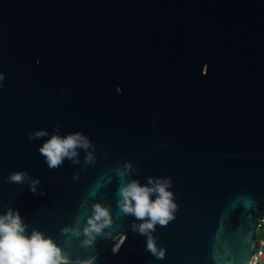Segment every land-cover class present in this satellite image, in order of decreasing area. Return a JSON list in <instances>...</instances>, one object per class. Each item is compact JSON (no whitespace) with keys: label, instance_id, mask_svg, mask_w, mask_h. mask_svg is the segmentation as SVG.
Here are the masks:
<instances>
[{"label":"water","instance_id":"water-1","mask_svg":"<svg viewBox=\"0 0 264 264\" xmlns=\"http://www.w3.org/2000/svg\"><path fill=\"white\" fill-rule=\"evenodd\" d=\"M0 214L87 264H247L264 216V0H0ZM90 138L94 159L49 169L38 149ZM46 129L49 137L29 141ZM124 162L137 168L117 175ZM15 171L39 178L34 194ZM170 177L178 209L153 233L117 205L128 180ZM43 192L44 194H40ZM100 203L112 237L84 247ZM139 223V221H135ZM114 247L118 252L114 254Z\"/></svg>","mask_w":264,"mask_h":264},{"label":"clouds","instance_id":"clouds-1","mask_svg":"<svg viewBox=\"0 0 264 264\" xmlns=\"http://www.w3.org/2000/svg\"><path fill=\"white\" fill-rule=\"evenodd\" d=\"M0 79H3L0 76ZM61 125L57 124L50 138L44 140L38 151L45 159L49 169L61 167L67 159L73 164H79L80 150L85 153L84 161L89 163L94 159L95 146L89 137L81 132L60 135ZM29 141L49 137L46 129L28 132ZM137 168L131 162H124L117 169V175L126 177L135 173ZM28 181L31 191L35 194L39 178L29 177L27 172L15 171L8 175L7 182L23 184ZM170 177L146 178V183H140L138 179L128 180L117 188V205L125 216L134 218L133 232L146 237L145 250L155 259L165 258L166 249L158 247L153 233L156 227L167 226L173 220L178 209ZM40 194H44L41 192ZM135 221H139L136 223ZM113 224L111 211L108 206L100 203L92 205V215L87 218L82 231L66 227L62 232H72L77 238L83 237L81 244L84 247H94L98 237L105 239L112 237L111 231L105 233V229H111ZM27 224L18 210L11 207L0 214V264H83V261L71 260L56 242L37 229H32L28 234ZM114 254L118 247H114Z\"/></svg>","mask_w":264,"mask_h":264},{"label":"built area","instance_id":"built-area-1","mask_svg":"<svg viewBox=\"0 0 264 264\" xmlns=\"http://www.w3.org/2000/svg\"><path fill=\"white\" fill-rule=\"evenodd\" d=\"M264 216L258 219L256 236L258 240V248L254 256L249 260L247 264H264ZM76 261V260H73ZM83 264H87L83 262Z\"/></svg>","mask_w":264,"mask_h":264},{"label":"rangeland","instance_id":"rangeland-1","mask_svg":"<svg viewBox=\"0 0 264 264\" xmlns=\"http://www.w3.org/2000/svg\"><path fill=\"white\" fill-rule=\"evenodd\" d=\"M264 236V235H263Z\"/></svg>","mask_w":264,"mask_h":264}]
</instances>
